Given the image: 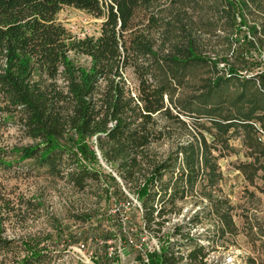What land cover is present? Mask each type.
Instances as JSON below:
<instances>
[{"label":"rangeland","instance_id":"1","mask_svg":"<svg viewBox=\"0 0 264 264\" xmlns=\"http://www.w3.org/2000/svg\"><path fill=\"white\" fill-rule=\"evenodd\" d=\"M238 11L245 25L240 26V15L234 23ZM161 19V28L151 36L159 62L154 63L150 80L171 82L165 104L171 116H178L185 125L166 119L163 113L156 115L158 140L150 149L165 159L197 133L215 144L212 155L222 178L214 193L228 200L236 232L222 237L215 217H207L208 201L202 196L206 179L202 178L184 200L176 202L179 211L157 219L169 221L156 235L160 252L171 248L186 256L205 241L206 264H264V169L257 170L264 166L259 153L264 151V91L258 95L259 77L264 76V0H178L165 6ZM57 20L79 39L97 37L103 21L72 7L63 8ZM254 27L252 35L247 28ZM249 34L254 36L252 45L243 41ZM189 47L192 58L186 53ZM173 56L186 60L187 66L181 69V64L171 61ZM69 59L79 67L89 65V59L74 53ZM253 78L256 85L245 88V80ZM125 79L134 88L131 70L125 72ZM242 92L246 98L239 101ZM257 99L255 130L235 127L225 139L213 141L211 119L240 118L257 106ZM3 107L0 98V264H15L31 251L49 253L52 259L45 264H78L80 244L93 264L137 260L138 254L127 247L126 236L141 230L144 210L138 195L128 192L95 148L98 161L88 166L102 174L101 182L88 181L83 191L49 175L32 160H22V150L32 142ZM120 193L126 198H120ZM131 197L133 206L127 204ZM195 215L200 223L188 227ZM173 218L178 221L171 225ZM178 226L183 233H175ZM182 235L187 236L183 239ZM108 248L119 250L118 255L108 257ZM160 252L151 255L152 264H158Z\"/></svg>","mask_w":264,"mask_h":264},{"label":"trees","instance_id":"2","mask_svg":"<svg viewBox=\"0 0 264 264\" xmlns=\"http://www.w3.org/2000/svg\"><path fill=\"white\" fill-rule=\"evenodd\" d=\"M177 1L0 0L1 110L16 119L23 136L32 142L22 150L21 159L32 160L39 168H46L49 175L64 179L79 191L88 181L101 182L102 174L88 166L98 161L95 148L100 159L114 168L128 192L138 195L143 221L154 234L168 221L157 219L179 211L176 202L184 200L199 179H206L202 196L208 201L207 217H215L224 237L235 234L236 227L228 200L216 198L214 193L222 178L212 155L215 144L197 133L165 159L150 149L158 140L156 115L163 113L166 119L185 125L178 116H171L165 104L171 82L150 80L154 79V63L159 62L152 50L151 36L161 28L165 6ZM65 7L102 18L100 34L83 39L72 37L57 20ZM240 14L235 13L234 23ZM241 18L240 26L245 25ZM247 30L252 35L256 33L255 27ZM253 37L249 34L243 41L252 45ZM70 53L89 59V65L76 66L69 59ZM186 53L188 58L193 57L190 47ZM171 61L181 64V69L187 66L186 60L175 56ZM127 70L135 80L132 89L126 84ZM230 72L236 76L233 70ZM259 78L258 95L264 91V76ZM250 84L255 86L256 80L246 79L245 88ZM245 93L237 99L246 98ZM259 101L255 100L257 106L240 118L211 119L213 141L225 139L235 127L255 130L253 115L260 109ZM259 153L264 158V151ZM260 163L264 165V161ZM120 198L126 195L120 193ZM199 223L195 215L187 225ZM175 233H183L180 226L175 227ZM186 236L182 235L183 239ZM203 247L196 245L186 256L165 248L157 262L206 264ZM48 254L31 251L15 264H45L52 259Z\"/></svg>","mask_w":264,"mask_h":264},{"label":"built area","instance_id":"3","mask_svg":"<svg viewBox=\"0 0 264 264\" xmlns=\"http://www.w3.org/2000/svg\"><path fill=\"white\" fill-rule=\"evenodd\" d=\"M133 202H135V200L131 197V200L128 201L127 204H130L133 206ZM156 214L157 213L155 212L154 216H156ZM171 221H172L171 225H174V223H176L178 219L173 218ZM165 224L169 225V221H167ZM140 229L141 230L139 231V234H135V235L127 234L126 236L127 247L134 250L139 256L137 260H133L130 264H151V255L154 253L160 252V246H159L158 240L156 239L157 238L156 235L158 234H154L153 232H151V230H149V228L146 227L143 220H142V225L140 226ZM130 230L131 232L136 233L135 229L131 228ZM205 243H206L205 241H200V244L205 245ZM76 249L79 254L78 259L80 260V263L93 264L90 261L91 258L88 255H86L85 250H84L85 246L83 244H80L79 246H77ZM112 249L113 248L107 249V256L110 258L113 255H118V251H119L117 250V252H112ZM112 264H116V262H113Z\"/></svg>","mask_w":264,"mask_h":264}]
</instances>
